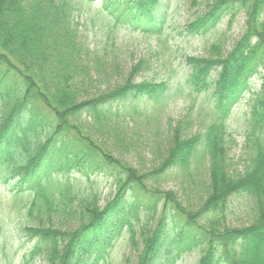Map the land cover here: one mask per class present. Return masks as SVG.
<instances>
[{
	"label": "trees",
	"instance_id": "1",
	"mask_svg": "<svg viewBox=\"0 0 264 264\" xmlns=\"http://www.w3.org/2000/svg\"><path fill=\"white\" fill-rule=\"evenodd\" d=\"M204 1L203 11L187 25L191 35L206 34L226 17L229 25L240 13L246 18L243 34L229 51L218 39L210 56L186 58L189 87L208 96L214 119L203 134L183 138L175 130L166 154L143 173L99 146L91 134L110 126L113 103L140 113L147 100L164 99L167 83H137L141 60L124 83L83 98L86 88L108 76L107 69L82 62L91 50L73 26L83 3L94 0H0V185L14 180L15 203L23 204L20 210L28 207L29 216L59 210L79 216L77 227L67 230L22 227V234L34 240L27 264L40 255L47 264H82L84 255V264H98L123 234L137 257L134 264H175L193 251L196 264H264V0ZM159 5L160 0H103L102 10L116 28L162 34ZM257 75L261 86L254 90ZM246 93L251 110L245 164L232 172L227 121ZM88 118L86 128L82 122ZM200 145L208 156L209 178L198 205H186L174 191L150 183L172 168L188 170ZM82 164L118 179L113 198L103 206L97 192L74 202L71 173ZM129 191L137 194L134 201L127 199ZM26 192L32 195L29 202L21 199ZM241 194L250 197L253 220L233 227L226 219L228 202Z\"/></svg>",
	"mask_w": 264,
	"mask_h": 264
},
{
	"label": "rangeland",
	"instance_id": "2",
	"mask_svg": "<svg viewBox=\"0 0 264 264\" xmlns=\"http://www.w3.org/2000/svg\"><path fill=\"white\" fill-rule=\"evenodd\" d=\"M204 0H160L157 13L162 16V34H145L142 32L126 31L116 28L111 15L102 10V0H95L93 4L83 3L81 11L75 13L73 26H78L77 37L84 47L91 50L89 56H83L82 62L88 63L90 69L99 65L108 70L106 79L99 81L83 91V98L94 96L100 91L124 83L132 67L141 60L145 64L134 79L137 83L143 80L156 83H167L168 91L160 102L147 100L141 104L140 113L126 110L125 105L113 103L110 114V126L101 132L100 128L91 134L93 140L115 157L137 167L141 172L154 169L169 147L174 131L179 129L181 136L187 138L195 134H203L204 129L213 121L212 106L205 94L196 95L187 82L190 65L187 56H210V46L218 41L229 51L232 45L244 32L245 16L240 13L232 25L228 24V17L223 18L217 26L203 35H191L187 25L193 22L203 9ZM259 75L252 80L256 90L261 85ZM90 90V91H89ZM250 95L247 93L237 103L228 118L227 128L232 134L233 143L229 154L231 171L244 169L245 132L248 116ZM134 101L133 103H136ZM132 101L128 102L130 106ZM117 107L120 115H117ZM126 110L129 113H127ZM84 118L86 116L84 115ZM87 121L82 124L88 128ZM192 156L190 168H172L163 178L150 183L164 191H174L181 197L184 204L195 207L208 191V156L200 145ZM83 165V166H82ZM75 166L72 179H75L74 192L77 194L76 203L92 192H97L101 205L113 198L118 179L113 172L86 167L84 164ZM89 173V174H88ZM13 181L0 185V264H27V256L31 251L34 240L22 234V227H37L45 224L64 230L77 227L79 216L64 213L61 210L50 214L32 216L27 211L20 210L19 202H14ZM137 194L129 191L127 199L134 201ZM23 202L31 201L28 192L21 197ZM24 209L23 204L21 205ZM226 219L233 227L248 225L253 220L254 209L250 197L235 195L228 202ZM95 253H93L94 256ZM105 261L98 264H134L137 259L129 245L128 235L115 240L107 248ZM82 264L87 255L83 256ZM198 254L193 251L179 259L175 264H196ZM91 262V261H90ZM89 262V263H90ZM166 263V261L164 262ZM32 264H47L42 256H38ZM261 264V262H260Z\"/></svg>",
	"mask_w": 264,
	"mask_h": 264
}]
</instances>
